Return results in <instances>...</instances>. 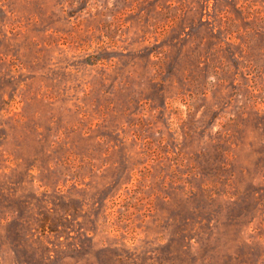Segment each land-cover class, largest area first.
<instances>
[{
  "label": "rangeland",
  "instance_id": "obj_1",
  "mask_svg": "<svg viewBox=\"0 0 264 264\" xmlns=\"http://www.w3.org/2000/svg\"><path fill=\"white\" fill-rule=\"evenodd\" d=\"M0 264H264V0H0Z\"/></svg>",
  "mask_w": 264,
  "mask_h": 264
}]
</instances>
